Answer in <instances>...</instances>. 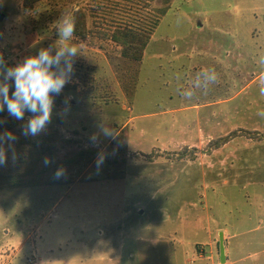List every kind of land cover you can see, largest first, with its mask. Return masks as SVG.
I'll return each mask as SVG.
<instances>
[{
    "label": "rangeland",
    "instance_id": "374dc122",
    "mask_svg": "<svg viewBox=\"0 0 264 264\" xmlns=\"http://www.w3.org/2000/svg\"><path fill=\"white\" fill-rule=\"evenodd\" d=\"M162 7L141 62L74 38L81 55L43 138L21 134L27 112L10 130L15 152L37 139L53 153L18 184L0 180V264H264V0H2L0 53L14 66L53 44L65 12L110 33L150 28ZM205 68L218 74L206 92ZM60 167L75 181L30 183Z\"/></svg>",
    "mask_w": 264,
    "mask_h": 264
},
{
    "label": "clouds",
    "instance_id": "9594fccd",
    "mask_svg": "<svg viewBox=\"0 0 264 264\" xmlns=\"http://www.w3.org/2000/svg\"><path fill=\"white\" fill-rule=\"evenodd\" d=\"M58 39L47 47L39 49L35 55H29L14 66H9L3 54L0 53V112L7 110L9 116L23 121L25 113H31L27 121L21 125V134L25 137H37L46 132L52 121L55 97L61 95L64 87L70 82L74 72L75 58L81 55L80 45L73 42L76 19L73 13L65 12L55 22ZM260 64L264 69V57ZM218 81V74L214 68H205L197 73L196 87L206 92L210 85ZM259 92L264 96V72L258 81ZM10 89H13L10 92ZM181 96L191 99L195 91L185 89ZM264 118V110L257 112ZM5 121L0 120V124ZM105 136H112L108 128H102ZM93 140L97 137L94 135ZM17 136L10 130L0 132V166L8 163V153L16 159L14 144ZM104 155L99 154L95 161L97 167L104 162ZM51 159L44 158L45 165ZM60 167L54 173L55 178L63 174Z\"/></svg>",
    "mask_w": 264,
    "mask_h": 264
},
{
    "label": "trees",
    "instance_id": "16d2710c",
    "mask_svg": "<svg viewBox=\"0 0 264 264\" xmlns=\"http://www.w3.org/2000/svg\"><path fill=\"white\" fill-rule=\"evenodd\" d=\"M45 0H24V7L26 9H33L35 4L42 2ZM169 7L159 8L157 18L152 22L150 28H136L133 26H124L117 27L115 30H111L110 33L105 30H96V28H89L88 25V14L85 9L80 8L73 12L76 19L75 33L74 38L80 40L83 43H89L90 45H95V40H111L115 44L121 47V55L124 59H128L135 62H141L144 58L145 50L149 45L151 35L158 27L160 18L164 16ZM57 98V97H56ZM58 99V98H57ZM0 120L5 121V123L0 124V132L5 130H14L18 128V121L13 117L9 116L6 111L0 112ZM62 121V120H60ZM15 132V131H14ZM17 133V132H15ZM120 135V134H119ZM53 135L48 136L47 138H52ZM36 138H43V136H38ZM33 147L24 148L17 147L16 148V159L13 160L12 153H8V163L6 165L0 166V180H12L15 184H18V177L25 176L30 171L33 170L36 161H38L43 153L49 150L53 153V146L48 142H42L40 144V149L36 147L38 141L37 139H32ZM24 155V156H23ZM80 158L76 160H70L67 167H72L74 164L81 163L82 154L79 156ZM93 160L89 159L85 164L91 163ZM67 167H64L63 170ZM68 169V168H67ZM65 169V170H67ZM63 171V174L60 178H55L54 173L51 175L46 174L44 178H36L30 183L33 185L39 184H64L74 182V178L67 180L64 182V178L66 177V171ZM50 174V173H49Z\"/></svg>",
    "mask_w": 264,
    "mask_h": 264
},
{
    "label": "water",
    "instance_id": "95a60500",
    "mask_svg": "<svg viewBox=\"0 0 264 264\" xmlns=\"http://www.w3.org/2000/svg\"><path fill=\"white\" fill-rule=\"evenodd\" d=\"M221 252H222V258H223V263L226 262L225 259V248H224V236L221 235Z\"/></svg>",
    "mask_w": 264,
    "mask_h": 264
},
{
    "label": "built area",
    "instance_id": "2783aa9c",
    "mask_svg": "<svg viewBox=\"0 0 264 264\" xmlns=\"http://www.w3.org/2000/svg\"><path fill=\"white\" fill-rule=\"evenodd\" d=\"M29 262H33V260H32V259H30V260H29Z\"/></svg>",
    "mask_w": 264,
    "mask_h": 264
},
{
    "label": "crops",
    "instance_id": "0c3cea01",
    "mask_svg": "<svg viewBox=\"0 0 264 264\" xmlns=\"http://www.w3.org/2000/svg\"><path fill=\"white\" fill-rule=\"evenodd\" d=\"M2 0H0V2H1Z\"/></svg>",
    "mask_w": 264,
    "mask_h": 264
}]
</instances>
